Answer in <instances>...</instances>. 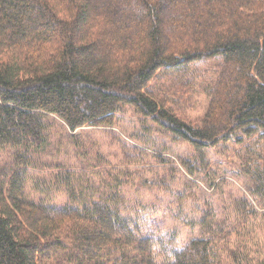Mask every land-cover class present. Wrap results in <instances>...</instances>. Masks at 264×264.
<instances>
[{
  "label": "trees",
  "instance_id": "trees-1",
  "mask_svg": "<svg viewBox=\"0 0 264 264\" xmlns=\"http://www.w3.org/2000/svg\"><path fill=\"white\" fill-rule=\"evenodd\" d=\"M202 67L217 78L204 117L188 122L180 110ZM127 106L191 144L203 159L194 173L209 149L260 142L244 166L264 198V0H0V152H14L0 165V264H221L212 209L198 211L208 237L180 247L163 225L162 242L144 234L119 194L87 198L59 164L45 166L60 172L47 189L65 190L68 205L26 197L28 171L45 168L34 153L51 144L50 115L75 132L112 127ZM240 201L249 220L253 205Z\"/></svg>",
  "mask_w": 264,
  "mask_h": 264
},
{
  "label": "rangeland",
  "instance_id": "rangeland-1",
  "mask_svg": "<svg viewBox=\"0 0 264 264\" xmlns=\"http://www.w3.org/2000/svg\"><path fill=\"white\" fill-rule=\"evenodd\" d=\"M221 61L222 57H217L208 66L216 67ZM201 69L199 77L192 78L196 82L189 93L192 107L180 110L179 116L188 122L204 117L208 107L205 87L217 78L214 68ZM49 119L54 124L51 144L34 157L40 166L59 164L71 171L75 188L87 198L107 200L119 194L123 197L119 209L134 216L144 234L162 242L163 234L155 226L163 225L164 234L175 235L180 247L194 238L208 237L200 228L198 211L212 209L221 224L218 231L224 229L214 237L220 263L234 264L231 252L240 250L243 264H264V198L250 192L254 183L244 166L248 149L258 151L260 142L247 140L209 149L202 170L194 173L188 167L203 159L193 146L173 141L152 119H144L132 107H124L112 127L86 126L71 132L57 117L50 115ZM13 156L10 149L1 151L0 165ZM59 173L55 168L30 169L26 197L59 208L68 205L65 190H58L53 183L47 189ZM243 199L255 211L249 220L236 205ZM176 214L194 226L184 224Z\"/></svg>",
  "mask_w": 264,
  "mask_h": 264
}]
</instances>
